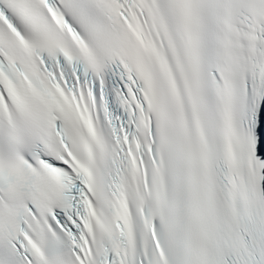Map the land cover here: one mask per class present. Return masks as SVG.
Returning a JSON list of instances; mask_svg holds the SVG:
<instances>
[{
	"label": "snow or ice",
	"instance_id": "obj_1",
	"mask_svg": "<svg viewBox=\"0 0 264 264\" xmlns=\"http://www.w3.org/2000/svg\"><path fill=\"white\" fill-rule=\"evenodd\" d=\"M0 264H264V0H0Z\"/></svg>",
	"mask_w": 264,
	"mask_h": 264
}]
</instances>
